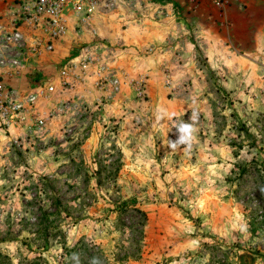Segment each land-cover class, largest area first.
<instances>
[{
    "label": "rangeland",
    "instance_id": "1",
    "mask_svg": "<svg viewBox=\"0 0 264 264\" xmlns=\"http://www.w3.org/2000/svg\"><path fill=\"white\" fill-rule=\"evenodd\" d=\"M19 1L1 3L9 12ZM116 6L160 20L149 15L156 7L147 0ZM92 27L70 26V40L79 42L75 62L94 60L81 73L93 67L103 88L115 79L110 54L124 47L94 35L81 42ZM259 44L257 83L241 91H222L209 76L208 90L184 83L177 96L158 98L155 112L165 115L133 110L127 125L86 109V125L49 115L17 139L0 126L1 256L8 264H264V40ZM53 73H43L46 81L57 80ZM119 88L110 84L111 93ZM137 97L154 100L143 87Z\"/></svg>",
    "mask_w": 264,
    "mask_h": 264
},
{
    "label": "crops",
    "instance_id": "2",
    "mask_svg": "<svg viewBox=\"0 0 264 264\" xmlns=\"http://www.w3.org/2000/svg\"><path fill=\"white\" fill-rule=\"evenodd\" d=\"M152 1L159 11L155 8L149 15L157 14L158 22L141 20L145 12L142 8L115 6L112 13L96 16L91 34H84L85 40H80L89 42L93 41L89 40L91 37L99 36L108 39L110 45L124 47L123 51L112 52V61L107 64L111 77L120 84L116 94L111 93L110 84L103 88L96 86L93 67L84 73L76 69L75 76L60 80L57 64L74 58L76 44H79L78 40H70L75 38L72 29H68L64 40L56 44L54 53L45 56L38 67L41 74L49 75L54 71L57 78L51 82L52 92H46L38 100L39 116L48 117L47 122L49 115L60 118L65 114L86 125V120L82 121L83 117L87 118L86 109H101L103 122L114 117L121 118L122 124L127 125L130 120L126 115L133 110H138L140 117L146 115V109L150 118L165 115L155 112L161 107L158 98L168 93L177 96L183 92L184 83H192L194 92L208 90L209 76L222 91L228 92L241 91L257 83L259 41L264 40V0H222L221 8H217L212 0ZM1 14L3 20L8 21V10L0 0ZM200 60L206 63L205 69L199 65ZM218 77H224V80ZM4 80L23 93L39 91L31 88L32 77L25 71ZM63 82L67 85L61 86ZM142 87L154 98L148 104L137 100ZM32 126L35 127L26 118L10 122L3 128L9 132L10 139H17L28 133ZM167 133L163 127L159 136L164 138Z\"/></svg>",
    "mask_w": 264,
    "mask_h": 264
},
{
    "label": "built area",
    "instance_id": "3",
    "mask_svg": "<svg viewBox=\"0 0 264 264\" xmlns=\"http://www.w3.org/2000/svg\"><path fill=\"white\" fill-rule=\"evenodd\" d=\"M117 2L118 0H20L17 7L8 12V21L3 20V15H0L1 127L6 128L10 122L26 118L38 128L45 125L48 117L39 116L36 106L39 98L44 97L46 92H52L53 86L38 69L43 58L54 51L55 43L67 35L70 26H74L76 31L88 30L98 12L112 10ZM147 2L154 3L152 0ZM212 2L217 8L223 5L222 0ZM93 61L85 58L75 62L74 58H68L57 64L56 71L60 79L65 80L73 76L76 69H85ZM101 70H104L103 66L99 68ZM23 71L32 77L31 88L39 90L38 92L23 93L5 82L6 77H17ZM103 80L98 82L100 86H103ZM110 84L114 90L118 89L117 80H110ZM65 85L66 82L61 84Z\"/></svg>",
    "mask_w": 264,
    "mask_h": 264
},
{
    "label": "trees",
    "instance_id": "4",
    "mask_svg": "<svg viewBox=\"0 0 264 264\" xmlns=\"http://www.w3.org/2000/svg\"><path fill=\"white\" fill-rule=\"evenodd\" d=\"M4 260V261H6V263L8 264V261L6 260L7 258L6 257H4V256H1V254H0V260Z\"/></svg>",
    "mask_w": 264,
    "mask_h": 264
}]
</instances>
